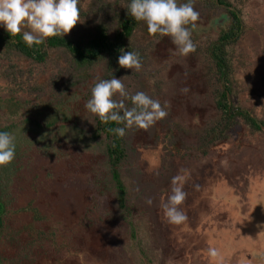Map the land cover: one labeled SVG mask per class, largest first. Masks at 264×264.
<instances>
[{
	"label": "rangeland",
	"instance_id": "1",
	"mask_svg": "<svg viewBox=\"0 0 264 264\" xmlns=\"http://www.w3.org/2000/svg\"><path fill=\"white\" fill-rule=\"evenodd\" d=\"M236 1L244 32L229 48L230 98L264 120V0ZM227 18L200 14L195 29L191 26L194 43L216 38V28ZM175 53L167 36L157 39L151 51L174 123L170 128L158 125L152 133L135 132L134 151L123 165L125 174L131 172L130 191L139 197L126 202L132 212L121 209L114 188L105 185L107 169L100 152H79L65 140L68 133H61L54 145L57 153L50 154L31 134L35 143L24 144L14 161L25 184L34 188V204L43 205V219L24 226L9 206L7 231L0 237L2 264H143L145 255H139L129 235L130 217L138 220L152 264H264V129L254 130L241 120L226 139L199 151V128L218 115L210 94L209 57ZM68 105L71 116L85 109L77 95ZM168 129L178 138L174 146L161 139V130ZM177 176L187 193L180 207L188 219L180 225L168 223L161 207ZM9 195L14 197L12 187ZM34 230L39 241L32 243ZM209 247L220 255L209 256Z\"/></svg>",
	"mask_w": 264,
	"mask_h": 264
},
{
	"label": "trees",
	"instance_id": "2",
	"mask_svg": "<svg viewBox=\"0 0 264 264\" xmlns=\"http://www.w3.org/2000/svg\"><path fill=\"white\" fill-rule=\"evenodd\" d=\"M129 3L130 0H80V21L69 34L48 38L44 43L31 47L23 41L22 34L10 36L0 25V81L5 84L0 85V108L3 110V114H0V131L10 132L15 137V157L24 144L35 143L31 134L42 143L45 152L51 154L57 153L54 145L60 139L59 135L68 133V136H64L65 140L79 152H100L103 156L107 169L104 183L114 188L118 205L126 211L130 210L126 207L127 200L134 196L139 198L130 191L131 184L127 180L131 172H123L125 161L134 151L133 139L139 128L126 130V135L120 138L112 130L123 127L122 124L111 121L105 124L86 107L81 113L71 116L68 102L73 95H77L82 97L85 105L91 97L90 90L94 83L114 75L122 79L130 93L143 91L158 99L162 106L165 104L163 82L151 58L155 41L162 37L149 35L146 24L128 14L126 7ZM194 7L201 15L213 20L219 17V21H223L228 17L216 28V38L209 37L202 45L198 41L195 43V52L209 57L210 94L216 100L218 110V115L209 118L197 132L196 148L204 152L210 145L226 139L239 121L261 131L264 120L257 119L253 111L234 104L230 98L234 91L229 48L238 42L244 32L238 2L195 0ZM188 27L191 30V25ZM193 38L195 42L197 37ZM121 51L138 52L142 69L137 72L120 68L118 56ZM22 61L27 64L24 65ZM92 77L95 79L90 82ZM127 103L131 107V102ZM166 111L169 112L167 108ZM59 120L63 123H58ZM68 121L70 123L66 124ZM173 123L168 113L166 118L149 129L152 133L158 125L170 128ZM161 131L164 132L161 139L174 146L178 138L172 136L170 129ZM156 139L158 142L160 138L157 136ZM23 177L18 173L14 160L0 167V237L7 231L4 217L9 206L15 207L24 226L35 225L39 219H43L40 213L44 207L34 204V188L30 183L26 185ZM11 187L13 198L9 195ZM137 221L131 217L127 220L132 244L140 256L145 255L143 264H152V259L144 250ZM34 233L35 230L32 232V243L39 241ZM41 233L36 234L40 236Z\"/></svg>",
	"mask_w": 264,
	"mask_h": 264
},
{
	"label": "clouds",
	"instance_id": "3",
	"mask_svg": "<svg viewBox=\"0 0 264 264\" xmlns=\"http://www.w3.org/2000/svg\"><path fill=\"white\" fill-rule=\"evenodd\" d=\"M80 0H0V25L10 36L22 34L27 46L44 43L51 37H64L80 21ZM195 0L178 3V0H130L128 14L138 22H144L149 35L170 37L176 46V53L188 56L196 51L188 27L195 26L199 19ZM118 65L123 69L139 72L143 65L140 54L135 51H121ZM91 97L85 107L103 123L115 122L123 127L112 131L123 138L126 130L139 128L147 131L159 120L167 117L168 102L162 106L143 91L130 93L121 78L112 75L110 79H98L91 88ZM131 102V107L128 106ZM15 137L7 131H0V167L7 166L15 159ZM198 187V186H197ZM187 193L183 190L180 177H173L171 194L162 202L163 215L170 224L180 225L187 221L181 210ZM146 202L151 205L152 199ZM211 257L220 255L218 249L209 247Z\"/></svg>",
	"mask_w": 264,
	"mask_h": 264
},
{
	"label": "crops",
	"instance_id": "4",
	"mask_svg": "<svg viewBox=\"0 0 264 264\" xmlns=\"http://www.w3.org/2000/svg\"><path fill=\"white\" fill-rule=\"evenodd\" d=\"M260 263L263 264V263L261 262V260H260Z\"/></svg>",
	"mask_w": 264,
	"mask_h": 264
}]
</instances>
